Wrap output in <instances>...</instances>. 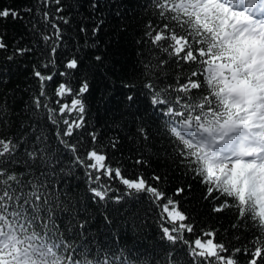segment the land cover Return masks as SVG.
Segmentation results:
<instances>
[{
	"label": "snow or ice",
	"instance_id": "snow-or-ice-1",
	"mask_svg": "<svg viewBox=\"0 0 264 264\" xmlns=\"http://www.w3.org/2000/svg\"><path fill=\"white\" fill-rule=\"evenodd\" d=\"M38 2L45 8L49 2L58 6L51 19L49 11L43 12L41 29L32 25L35 35L51 30L41 36L44 46L38 51L37 44L14 47L5 55L10 63L4 66L11 69L16 57L35 52L39 66L50 73L42 74L33 65L39 94L30 97L22 118L7 100L0 102V128L10 129L0 131V264H134L117 245L93 247L92 213L85 201L107 207L128 196L138 199L140 194L150 202L161 240L172 249L167 264H264V0H148L153 15L163 23L149 20L136 45L150 39L168 59L175 58V64L194 67L183 82L179 77L167 82L153 78V69L160 75L166 71L162 66L167 59L156 65L141 61L140 78L145 82L139 94L126 92L125 110L112 117L115 128L132 117L136 134L147 141L145 128L138 123L141 117L133 110L140 94L148 96L152 118L162 122L175 146L179 172L174 179L193 173L205 186L203 199L212 213L235 209L237 219L231 228L237 233L247 228L253 231L250 242L235 235L239 244L217 239L218 229L202 227L181 210V200L175 197L185 193L182 182L169 193L167 174L126 178L119 162L113 167L103 151H115L120 135L109 137L105 144L100 129L87 118L93 69L79 55L83 51L79 44L65 51L63 26L72 17H80L84 47L97 49L104 10L109 9V15L121 23L127 19L120 0ZM10 15L16 19L18 13L0 10V18ZM85 19L93 23L85 26ZM125 32L126 27H119L115 40ZM112 43L109 39L105 48ZM8 49L0 33V50L7 53ZM61 58L63 70L57 73ZM94 61L97 68L108 67L106 55L97 53ZM108 71L115 74V66ZM57 74L63 82L56 81L54 91L47 93L46 82L54 81ZM106 78L110 79L107 74ZM136 87L131 82L123 84L124 89ZM52 97L58 98L54 100L58 108L50 103ZM132 138V134L127 137ZM134 164L146 165L147 160L137 158ZM81 181L87 186L86 197L77 193ZM191 187L187 185L189 193ZM103 219L112 232L126 223H114L111 214H104ZM177 245L183 251L173 249Z\"/></svg>",
	"mask_w": 264,
	"mask_h": 264
},
{
	"label": "trees",
	"instance_id": "trees-1",
	"mask_svg": "<svg viewBox=\"0 0 264 264\" xmlns=\"http://www.w3.org/2000/svg\"><path fill=\"white\" fill-rule=\"evenodd\" d=\"M72 2V0H69ZM123 4V11L126 12L127 19L122 23L118 18L109 15L110 10L105 9V25L97 39H100V45L97 49L84 47V34L79 32L80 17L74 16L70 19L69 25L63 26L67 40L68 49H73L77 44L83 49L79 55L84 57L87 67L92 68L90 73V92L91 96L87 100L88 116L91 124L100 129L101 136H104V143H108V138L120 135V145L113 151L110 148H104L112 159L113 167L117 166V161L123 173L127 174L126 178L133 179L134 174H142L145 178L150 177L153 173L167 174L169 182L165 185L166 190L171 193L178 183L182 182L185 186V193L180 197L181 210L194 217L199 225L207 229H218L217 239H223L225 242L232 240L233 243L239 244L240 241L235 240V235L240 236V240L250 242L253 231L250 228L241 229L239 233L231 228V224L236 221V210L229 208L221 213H212L211 205L203 199L204 188L199 183V177L193 178V173L186 176L177 177L179 167L176 164L177 157L174 154V145L169 142L165 128L161 121L154 120L151 116V106L148 96L140 94V102L133 110L136 116L141 117L138 122L145 128L148 140L144 141L142 137L136 134V125L132 123V117H127L125 121L120 122L121 128L112 127L113 113L119 114L124 109V95L128 91H137L145 82L140 78L141 69L148 63L156 65L158 61L167 59L168 62L162 67L163 75L159 70L153 69L156 79H163L167 82L174 81L179 77L183 82L192 70L191 65L183 66L174 63V59H168L167 54L160 52L158 47L151 44L150 39L143 41L141 46H137L135 41L142 39L145 31L146 23L151 20L153 23H163L158 17L153 15V10L148 7V0H120ZM57 5L49 2L45 8L38 0H0V10L15 11L18 13L16 19L10 15L7 18H0V33L5 35L6 43L9 45L7 53L0 50V102L7 100L11 105V110L19 114L22 118L26 113V104L30 101V97L39 94L38 78L33 76V65H37V70L42 74H49V69L39 66V58L35 52L31 56L16 57V63L11 65V69L5 67L7 62L5 55L10 54L14 47L32 46L37 44L39 47L44 46L41 39L43 34H48L51 30L35 35L32 25L35 24L37 29L42 28V16L44 11H49L50 19L55 14L54 9ZM31 8L32 12L26 11ZM39 10V11H37ZM81 13L87 17V11L81 9ZM62 15V13H61ZM59 23V21H58ZM85 26L91 25L93 22L85 19ZM126 27V32L120 34L119 41L115 40L116 30L119 27ZM112 39L113 43L105 48L106 42ZM18 42V43H17ZM51 43V41H49ZM91 43V40H89ZM166 43V42H162ZM106 55L108 57V67L115 66L116 72L113 74L108 71V67H95V54ZM73 54H76L73 52ZM64 60H57V73L63 70L62 64ZM110 77V79L106 78ZM64 78L57 74L54 81L46 82L45 91L52 93L54 91V83L56 81L63 82ZM136 84L135 89H124V83ZM43 99V98H41ZM57 97H52L50 103L54 107H59L54 103ZM74 115V114H73ZM15 119V117H13ZM127 124V127H124ZM107 135H105V131ZM10 129L0 128V131H9ZM132 134L131 140L127 139ZM137 158L146 159L147 164L135 165L134 160ZM116 186L118 181H112ZM191 184V191L187 185ZM123 189V185H119ZM86 185L81 181L77 193L80 197L89 195L86 192ZM187 195L185 200L183 197ZM221 197V200H224ZM221 200L215 201L220 204ZM89 205L92 213L89 226L92 228L96 237V245L107 246L117 245L124 251V256L132 259L134 264H167V253L169 249L166 247L167 242L161 240V232L155 219L154 213L149 211L150 202L146 199L145 194H140L139 198L128 196L120 204L110 202L107 207L93 205L91 201H85ZM117 209L119 211H117ZM111 214L114 217V223L125 222L122 227L112 231L107 230L103 215ZM136 225V227H133ZM206 239L205 237H201ZM173 249L183 251L179 245L173 246Z\"/></svg>",
	"mask_w": 264,
	"mask_h": 264
}]
</instances>
